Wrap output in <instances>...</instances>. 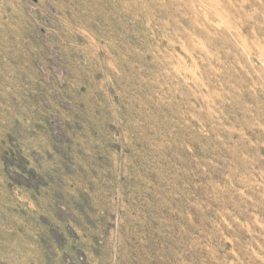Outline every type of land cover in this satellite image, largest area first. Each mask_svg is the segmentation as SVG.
<instances>
[{
	"label": "rangeland",
	"instance_id": "rangeland-1",
	"mask_svg": "<svg viewBox=\"0 0 264 264\" xmlns=\"http://www.w3.org/2000/svg\"><path fill=\"white\" fill-rule=\"evenodd\" d=\"M264 0H0V264H264Z\"/></svg>",
	"mask_w": 264,
	"mask_h": 264
},
{
	"label": "bare ground",
	"instance_id": "bare-ground-1",
	"mask_svg": "<svg viewBox=\"0 0 264 264\" xmlns=\"http://www.w3.org/2000/svg\"><path fill=\"white\" fill-rule=\"evenodd\" d=\"M260 56V55H259ZM260 60L262 61V63L264 64V57L260 56Z\"/></svg>",
	"mask_w": 264,
	"mask_h": 264
}]
</instances>
